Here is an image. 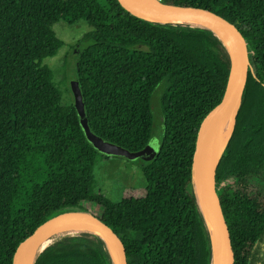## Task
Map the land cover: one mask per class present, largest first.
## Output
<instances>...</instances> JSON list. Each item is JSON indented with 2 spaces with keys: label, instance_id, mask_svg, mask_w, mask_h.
<instances>
[{
  "label": "trees",
  "instance_id": "obj_1",
  "mask_svg": "<svg viewBox=\"0 0 264 264\" xmlns=\"http://www.w3.org/2000/svg\"><path fill=\"white\" fill-rule=\"evenodd\" d=\"M162 1L211 10L247 41L248 81L216 187L234 264H264V0ZM81 20L92 30L65 56V82L71 72L79 81L91 131L132 153L162 134L158 155L137 161L145 186L126 188L117 202L98 188L101 153L44 63L65 44L54 26ZM229 71L210 30L152 22L119 0H0V264H13L18 245L50 218L90 212L86 203L102 208L91 213L120 237L128 264H211L192 165ZM35 264L112 260L100 238L79 234L46 247Z\"/></svg>",
  "mask_w": 264,
  "mask_h": 264
},
{
  "label": "water",
  "instance_id": "obj_2",
  "mask_svg": "<svg viewBox=\"0 0 264 264\" xmlns=\"http://www.w3.org/2000/svg\"><path fill=\"white\" fill-rule=\"evenodd\" d=\"M136 1L146 9L148 16L134 12L124 0H119L122 6L131 13L152 22L177 25L179 24L177 23L178 21L200 19L219 26L226 34L225 39H223L213 29L200 27L213 32L225 46L230 57V71L221 102L206 115L200 124L193 156L192 181L199 209L201 211L200 200L217 236L220 249V264H234L232 242L217 193L216 174L221 155L231 136H229L224 145H221L225 121L233 113L236 121V115L241 105L248 81L250 57L247 41L235 24L211 10L169 4L162 0ZM73 80L72 83L74 82L78 86L77 113L79 122L88 141L97 151L103 152L104 154L120 155L124 151L129 152L121 146L103 140L91 131L85 111L80 83L76 79ZM201 214L211 234L212 240L211 230L207 225L202 211ZM74 222L90 223L101 234V236L98 237L104 242L105 247L106 245L109 246L111 253H108L112 260V264H128L125 246L120 237L100 217L90 212L83 211L63 212L41 224L18 245L13 256V264H35L39 255L45 250L43 249L40 253L35 255L37 242L56 228ZM82 234L93 235L87 232Z\"/></svg>",
  "mask_w": 264,
  "mask_h": 264
},
{
  "label": "rangeland",
  "instance_id": "obj_3",
  "mask_svg": "<svg viewBox=\"0 0 264 264\" xmlns=\"http://www.w3.org/2000/svg\"><path fill=\"white\" fill-rule=\"evenodd\" d=\"M91 30L92 28L83 20L72 25L65 21L57 23L54 26V31L65 44L55 56L47 58L44 61L54 71L55 81L63 93L64 103H73L76 111L78 107V86L74 82L72 83L75 78H73L71 70L69 79L65 82V70L68 68L67 66L64 67V62L66 61L65 56L74 50L79 45V41L83 36ZM157 99L158 95L155 98V109L158 110ZM161 141L162 134L157 129L147 146L143 150L136 152L137 154L124 151L120 155H108L98 151L101 155L98 159L95 177L98 188L102 193L110 200L117 202L120 200L126 188H140L145 186L146 180L137 161H148L155 158L159 153ZM252 191L254 192L255 190L253 189ZM84 205L90 209V213L92 212L101 216L103 210L99 205L92 203H86ZM91 236L98 237L96 235ZM64 238L66 237L63 236L57 240L59 241ZM57 240L55 243L58 242Z\"/></svg>",
  "mask_w": 264,
  "mask_h": 264
},
{
  "label": "bare ground",
  "instance_id": "obj_4",
  "mask_svg": "<svg viewBox=\"0 0 264 264\" xmlns=\"http://www.w3.org/2000/svg\"><path fill=\"white\" fill-rule=\"evenodd\" d=\"M124 1L134 12L141 14V15L148 16L146 9L142 5H140L136 0H124ZM177 23L188 25V26L208 27V28L213 29L215 32H217V34H219V36L222 37L223 39H225L226 37V34L223 32V30L219 26L211 24L203 20H200V19H187V20L178 21ZM234 123H235V117L233 113L225 121L223 135L221 139V145H224V143L227 141V139L231 135V132L234 127ZM199 202H200L201 211L203 212L207 225L209 226L211 233H212L213 256H212L211 264H220V249H219V243H218L217 236L212 228L210 219L203 207V204L201 203L200 200ZM86 232L91 233L96 236H101V234L90 223H86V222H74V223H69L61 227H58L37 242L35 255L40 253L46 247L55 243V241L60 237H63V236L69 237V236L79 235V234L86 233ZM106 248H107V251L111 253L108 245H106Z\"/></svg>",
  "mask_w": 264,
  "mask_h": 264
}]
</instances>
